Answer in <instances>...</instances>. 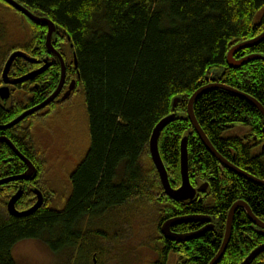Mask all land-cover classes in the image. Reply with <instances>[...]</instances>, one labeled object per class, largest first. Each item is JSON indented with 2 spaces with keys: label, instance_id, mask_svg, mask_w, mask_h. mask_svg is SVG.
Returning <instances> with one entry per match:
<instances>
[{
  "label": "trees",
  "instance_id": "obj_1",
  "mask_svg": "<svg viewBox=\"0 0 264 264\" xmlns=\"http://www.w3.org/2000/svg\"><path fill=\"white\" fill-rule=\"evenodd\" d=\"M13 1L55 24L52 46L64 61V87L71 81L75 86L65 102L54 101L0 131V137H6L36 169L27 181L0 185V264H15L12 248L26 240L40 241L55 255L76 258V264H93V257L96 264H107L110 250L103 244H111L119 235L95 233L90 228L95 215L117 214L116 222L136 220L138 226L146 225V249L156 256L152 264H167L170 243L160 236L158 227L169 218L203 216L215 224L203 239L177 245L180 264H208L214 258L235 202H244L264 222V187L220 165L186 115L189 98L210 83L236 89L264 108V41L233 56L235 60L251 55L261 59L238 69H230L226 60L233 47L264 32V0ZM46 33L45 25L31 22L0 0V71L16 51L38 61L54 60L37 78L38 89L23 84L14 93L12 105L0 106V126L41 104L57 88L60 63L45 47ZM33 67L17 59L10 74L19 76ZM174 98L179 102L172 108ZM193 112L223 158L264 180V160L247 143L264 130V118L253 106L228 92L210 90L195 101ZM171 114L176 118L158 140L171 188L181 184L180 143L185 137L192 187L210 184L192 202L173 201L163 193L149 154L154 127ZM80 126L83 132H78ZM235 128L243 138L228 135ZM64 154L72 158L71 164L57 167ZM25 170L10 148L0 144V180ZM19 189L18 211L35 204V189L44 198L42 207L24 218L7 211V202ZM192 225L182 226L196 230ZM261 245L264 234L256 232L245 211L238 209L218 264H242ZM250 264H264V252Z\"/></svg>",
  "mask_w": 264,
  "mask_h": 264
},
{
  "label": "water",
  "instance_id": "obj_2",
  "mask_svg": "<svg viewBox=\"0 0 264 264\" xmlns=\"http://www.w3.org/2000/svg\"><path fill=\"white\" fill-rule=\"evenodd\" d=\"M5 2L7 5L12 7L14 10L17 12L21 13L23 16H25L28 20L31 22H34L36 24H42L45 25L47 28V33H46V41L45 45L47 50L52 53L60 63V79L59 83L57 85L56 90L49 96L44 102L39 104L38 106H35L34 108L27 110L23 114H21L19 117L15 118L11 122H9L6 125L0 126V131L8 130L11 129L12 127L18 125L21 121H23L26 117L33 115L34 113L38 112L39 110L43 109L50 103L54 102L57 97L60 95L64 82H65V65L63 58L61 55L54 49L52 46V37L56 32V26L54 23H52L50 20L46 18H40L32 13H30L27 9L22 7L20 4L13 0H1ZM264 41V32L259 35L258 37L241 43L235 47H233L227 54V64L230 69H238L240 66H242L244 63L255 61L261 59L260 56H248L245 57L241 60H235L233 58L234 54L237 51H240L243 48H247L249 46H253L256 44H259ZM17 58H20L32 65L39 64V61L37 59L31 58L28 56L26 53H23L21 51H16L10 54L9 58L7 59L1 73V81L3 86L0 87V100L3 101L4 103L8 102L11 100V94L9 90V86H15V85H20L22 83H25L27 81L33 80L35 77L38 75H41L47 69L50 67V65L47 63V59L43 60V65L35 70L32 71L30 74L24 75L18 79H11L8 77V72L10 67L12 66L14 60ZM73 65L74 68L77 67V61L75 58V55L73 54ZM75 86V81H71V83L68 86L67 91L65 94L62 96V98L59 99V102H63L68 97L70 96L71 92L73 91ZM210 90H221L228 92L235 97L247 102L251 106H253L264 118V108L252 97L239 92L236 89L227 87L225 85L219 84V83H210L206 86H203L199 88L196 92L193 93V95L189 98L187 102V107H186V115L187 118L192 125L195 133L197 134L200 142L202 145L205 147L207 152L217 160V162L222 165L226 170H228L230 173L234 174L235 176L242 178L243 180H246L254 185L264 187V180L256 178L254 176L249 175L248 173L240 170L239 168L235 167L232 165L229 161H227L225 158H223L211 145L209 140L207 139L206 135L198 125L196 118L194 116L193 112V105L195 101L204 93ZM179 102V98H174L172 101V108H175L177 103ZM176 118V114H171L165 118H163L158 124L154 127L150 140H149V154L151 161L155 167V170L158 174L160 183L163 188V193L170 198L173 201H180V202H192L198 194H203L205 193L207 189V184H204L200 186L199 188H193L190 179H189V173H188V158H187V138H183L181 143H180V167H179V172H180V178H181V184L177 189H173L170 186L169 180H168V175L167 172L164 168V165L162 163L159 151H158V140L161 132L165 129L166 126H168L170 123H172ZM0 144H6L10 150L16 155L17 158H19L27 167L26 171L16 177L8 178L5 180L0 181V185H3L8 182H13V181H27L31 179L35 173L36 169L34 166L28 161L27 158H25L15 147L14 145L6 138V137H0ZM264 148V147H263ZM35 197H36V202L35 204L28 210L26 211H18L15 208V205L17 201L21 198L22 191L19 189L7 202V211L10 216L16 217V218H24L27 216L32 215L33 213L37 212L43 205L44 198L43 195L41 194L40 191L34 190L33 191ZM238 209H242L245 211L249 221L251 224L255 227L256 232L259 234H264V222L260 221L258 218H256L250 208L242 201L235 202L231 208L228 211L227 217H226V222H225V229H224V234H223V239L221 246L217 252V254L214 256V258L208 263V264H218L224 255L227 246L229 244L230 238H231V233H232V224H233V219L234 215L237 212ZM211 219L208 217H203V216H184V217H177L173 219H169L166 222H164L161 226L160 233L164 237V239L172 242H189L195 239H198L203 236L204 233H206L208 230L213 229L212 225L210 224ZM188 223H206L208 224L205 226V228H202L201 230L190 233L187 235H174L171 233L170 228L181 225V224H188ZM264 252V245H261L257 248H255L242 262V264H250V262L256 258L259 254ZM93 264H96V260L93 257Z\"/></svg>",
  "mask_w": 264,
  "mask_h": 264
},
{
  "label": "rangeland",
  "instance_id": "obj_3",
  "mask_svg": "<svg viewBox=\"0 0 264 264\" xmlns=\"http://www.w3.org/2000/svg\"><path fill=\"white\" fill-rule=\"evenodd\" d=\"M83 131V127L80 126L78 132ZM71 160V157L64 154L56 166H69ZM117 218V214H110L103 217L95 215L90 219V228L95 233H106V229L112 227V232H116L119 235L111 244H103L110 250V260H108L107 264H152L155 262L156 256L149 249H146L145 245L149 238V232L146 231L148 227L146 225L138 226L136 220L133 221L135 222L133 224L125 221L116 222ZM115 222L116 224L114 225ZM11 255L15 264H76V258L70 260L68 255L64 253L55 255L50 252L46 245L36 240H26L16 244L12 248ZM77 264L80 263L77 261ZM169 264L177 263L171 258Z\"/></svg>",
  "mask_w": 264,
  "mask_h": 264
},
{
  "label": "flooded vegetation",
  "instance_id": "obj_4",
  "mask_svg": "<svg viewBox=\"0 0 264 264\" xmlns=\"http://www.w3.org/2000/svg\"><path fill=\"white\" fill-rule=\"evenodd\" d=\"M9 57V56H8ZM7 57V58H8ZM50 57V56H49ZM6 58V59H7ZM51 58V57H50ZM17 60V59H16ZM15 60V61H16ZM43 60H45V59H43ZM43 60L41 59V60H39V64H36V65H33L34 67L29 71V72H27V73H25V74H21V75H19V76H16V73H11L10 74V70H11V68H12V66L10 67V69H9V72H8V77H10L11 79H18V78H20V77H22V76H24V75H26V74H28V73H30V72H32V71H35V70H37V69H39L42 65H43ZM6 61V60H5ZM14 61V62H15ZM48 61L49 62H52V60H49L48 59ZM13 62V63H14ZM5 63V62H4ZM52 64V63H51ZM4 65V64H3ZM3 65H2V67H3ZM1 70H2V68H1ZM48 70V69H47ZM46 72V71H45ZM44 72V73H45ZM44 73H42V74H44ZM41 74V75H42ZM41 75H38L37 77H35L33 80H31V81H27V82H25V83H22V84H20V85H15V86H9V90H10V94H11V100L10 101H8V102H6V103H4L3 101H1L0 100V106H2V107H6L7 105H12V102L14 101V93L15 92H17V90H18V87H21V86H23V84H31V85H33L34 86V88L35 89H38V84L36 83V80H37V78L39 77V76H41ZM0 76H1V71H0ZM0 87H2L3 86V84H2V81H1V78H0ZM67 89H68V86L67 87H64V85H63V88H62V91H61V93H60V95L57 97V99L55 100V101H58L59 102V99L60 98H62V96L65 94V92L67 91ZM72 93V92H71ZM19 97V96H18ZM67 100V99H66ZM65 100V101H66ZM65 101H63V102H65ZM51 104V103H50ZM49 104V105H50ZM49 105H47V106H49ZM46 106V107H47ZM46 107H44L43 109H45ZM43 109H41V110H43ZM41 110H39V111H41ZM38 111V112H39ZM37 113V112H36ZM29 117V116H28ZM27 118V117H26ZM241 132V130L240 129H238V128H235V129H233V130H231L228 134L230 135V134H233V135H235V134H238V135H240L239 133ZM241 136V135H240ZM242 137V136H241ZM243 138V137H242ZM247 143L249 144V146L251 147V149L253 150V152H254V154H255V156L256 157H261V159H263L264 160V130L260 133V134H257V136H254L251 140H247ZM35 168V167H34ZM190 179V178H189ZM204 184H207V189H206V191L207 190H209L210 189V184H209V182H205V183H202V184H199L198 186H195V187H193V188H199L200 186H202V185H204ZM174 189H177V188H174ZM34 191V190H33ZM206 191H205V193H206ZM205 193H203V194H205ZM34 194V193H33ZM66 194V192H64V195ZM203 194H198L197 196H196V198L199 196V195H203ZM35 196V195H34ZM36 198V197H35ZM195 198V199H196ZM170 199V198H169ZM238 202V201H237ZM181 217H184V216H181ZM175 218H177V217H175ZM169 219H173V218H169ZM169 219H167V220H169ZM211 219V218H210ZM167 220H165L164 222H166ZM213 219H211V221H210V224L212 225V227L214 228L215 226V224L213 223ZM164 222H162V223H160V225H159V227H158V232H159V234H160V236L164 239V237L161 235V233H160V229H161V226H162V224L164 223ZM189 225L190 224H193L192 226H190V227H193V228H195L196 227V230H190V229H186V227H183L182 225H186V224H181V225H177V226H174V227H171L170 228V231H171V233H173L174 235H187V234H190V233H194V232H197V231H199V230H201L202 228H205V226H207L208 224H206V223H188ZM213 229H211V230H208L206 233H204L203 234V236L202 237H200V238H198V239H195V240H192V241H196V240H199V239H203L204 238V236L206 235V234H208L209 232H211ZM111 232H112V227H109V228H107V231H106V233L107 234H111ZM98 233V232H97ZM100 233H102V234H104V232H100ZM99 234V233H98ZM102 234H100V235H102ZM104 236V235H103ZM165 241H167V242H169L170 243V245L168 246V249L170 250L169 251V253L167 254V258H166V263L167 264H169V262L171 261V258L172 259H174V261L177 263V264H180L179 263V255H178V253H176V250H177V245H179V244H188V243H190L191 241H189V242H172V241H168V240H166V239H164Z\"/></svg>",
  "mask_w": 264,
  "mask_h": 264
},
{
  "label": "bare ground",
  "instance_id": "obj_5",
  "mask_svg": "<svg viewBox=\"0 0 264 264\" xmlns=\"http://www.w3.org/2000/svg\"><path fill=\"white\" fill-rule=\"evenodd\" d=\"M45 41H46V39H45ZM45 47H46V45H45ZM46 49H47V48H46ZM8 58H9V57H8ZM8 58H7V59H8ZM17 59H20V58H17ZM6 61H7V60H6ZM14 61H15V60H14ZM52 61H54V60H52ZM5 63H6V62H5ZM5 63H4V65H5ZM47 63H48L49 65H51L52 62H49V61L47 60ZM4 65H3V67H4ZM3 67H2V69H3ZM1 73H2V70H1ZM30 73H31V72H30ZM30 73H28V74H30ZM26 75H27V74H26ZM54 91H55V90H54ZM54 91H53V92H54ZM196 91H197V90H196ZM196 91H195V92H196ZM44 101H45V100H44ZM37 106H38V105H37ZM33 108H34V107H33ZM31 109H32V108H31ZM24 112H26V111H24ZM24 112H23V113H24ZM23 113H22V114H23ZM20 115H21V114H20ZM20 115H19V116H20ZM19 116H17V117H19ZM17 117H16V118H17ZM12 128H13V127H12ZM26 169H27V167H26ZM25 171H26V170H25ZM35 174H36V173H35ZM0 181H1V180H0ZM259 255H260V254H259Z\"/></svg>",
  "mask_w": 264,
  "mask_h": 264
}]
</instances>
